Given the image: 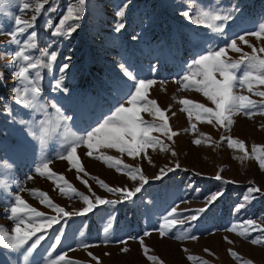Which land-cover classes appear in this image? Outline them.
<instances>
[{"label":"rangeland","instance_id":"374dc122","mask_svg":"<svg viewBox=\"0 0 264 264\" xmlns=\"http://www.w3.org/2000/svg\"><path fill=\"white\" fill-rule=\"evenodd\" d=\"M70 3L76 4L78 0H50L44 4L34 29L18 37L19 45L9 43V33L15 28L14 18L19 16L22 21H31L36 13L21 12L19 0L0 3V158L11 164L9 168L0 163V228L11 234L15 227L6 209L17 194L45 216H56L55 209L41 203L39 193H45L54 204L73 213L86 204L81 196L72 193L69 185L95 203V196L121 199L119 194L101 187L96 178L109 186L131 190L141 184L139 173L135 180L131 178V173L140 168L148 182L133 202L100 205L85 215L65 217L46 232L37 233V236L44 234L45 239L31 254L24 252L21 256L23 250L0 245V264H47V252L51 251L50 245L61 230V243L52 258L65 255L78 264H264V244L251 242L257 236L264 238V233L259 229L251 230L245 223L251 219L264 227V195L247 192L251 186H259L264 191V169L257 159L264 154V106L261 105L264 97L255 94L264 91V84L254 83L253 91H249L246 85L241 87L237 83L234 92L248 96L257 106L251 109L254 113L251 117L244 111L234 112L233 123L225 126L203 113L198 116L196 111L191 114L185 111L195 103L212 109L215 105L197 87H184L187 82L183 81L186 73L194 75L196 71H190L188 65L198 54L206 55L211 49L226 48L230 61H238L243 53L251 54L254 48L257 55L264 57V52H259L264 48V35L257 38L245 34L259 30L258 24L264 18V0H131L122 20L125 27L118 33L114 31L116 12L123 0H86L79 28L71 38L53 37L52 32ZM232 6H236L234 19L228 22L223 35L193 22L201 10L223 14ZM183 11H189L193 19L183 16ZM49 20L51 24L47 23ZM32 31L37 35L29 43L36 47L26 48L24 41ZM239 35H245L248 43L240 41ZM233 39L242 51L227 47ZM53 40L56 43L51 50H57L58 57L51 68L39 69L42 80L38 86L42 91L37 97L38 106L22 105L15 96H25L23 87L29 85L21 82L19 91L14 92L17 87L14 72L26 62L22 58L13 61L12 54L25 48V54L32 56L33 62L36 59L47 62L42 50ZM65 62L70 67L63 85L70 91L53 92L54 78L60 77L59 67ZM121 65L138 79L154 81L147 92L148 99L155 100L165 111L169 127L177 135L168 140L162 132L153 130L152 135L159 137L168 150L157 145L155 149H146V155L141 153L135 157L103 145L94 146L90 157L87 146L79 144L75 158L84 171L78 172L76 166L60 158L67 155L71 141L84 135V129L90 130L89 125L95 127L93 121L103 122L118 103L131 107L125 93L133 81L132 77L124 75ZM245 70L246 66L241 65L234 72L241 77ZM195 79L202 77L195 75ZM217 79H220L218 74ZM25 98L31 99V94ZM184 100L189 104L185 105ZM52 103L57 104L59 112L51 107ZM140 115L150 124L160 122L151 113L141 112ZM63 116L72 119L65 122ZM42 127L51 129L43 145L39 140ZM228 138L243 142L244 147L235 143L230 146ZM197 139L201 141L199 145L194 143ZM106 156L113 160L105 162ZM116 160L122 162L119 168L111 166ZM42 161H47L48 168L56 176H63L64 181L37 173L35 168ZM168 168L173 171L162 179H155L161 169L167 171ZM217 172L224 181L234 182L216 180ZM82 180L87 181V186ZM61 185L67 195L61 192ZM218 190L224 194L209 206L207 198ZM246 195L249 201H244ZM242 202L246 207L237 213L234 209ZM172 207H176L179 214L170 219L178 222L161 236L158 226ZM200 208L209 210L196 221L189 220L188 217L196 213L188 210ZM234 224L236 231H230ZM105 228H108L107 233ZM245 228L248 231L241 235ZM145 231L151 234L144 236ZM193 235L197 239H191ZM140 237L148 249L147 254ZM35 238L24 247L30 246ZM85 244L88 247H83ZM122 248L128 250L125 252ZM229 249L239 259L233 257ZM149 255L158 259L149 260ZM42 256L45 259L42 260Z\"/></svg>","mask_w":264,"mask_h":264},{"label":"snow or ice","instance_id":"6c2138e0","mask_svg":"<svg viewBox=\"0 0 264 264\" xmlns=\"http://www.w3.org/2000/svg\"><path fill=\"white\" fill-rule=\"evenodd\" d=\"M50 0H19V7L21 12L25 10H32L36 13L31 18V21L21 20L19 16H16L15 19V28L12 32L9 33L11 39L9 43L20 44V40L18 37L22 36L24 33L28 32V29H34L35 21L38 18V15L43 9L44 4L49 3ZM0 3H4V0H0ZM86 0H78L76 4H69L66 9V13L59 20L58 25L55 26L54 31L52 32L53 37H63L64 39H70L72 33H74L79 28V21L82 19V14L84 11ZM131 0H123L121 6H119L116 17L117 21L115 23L114 31L120 32L121 29L125 27L122 22L126 10L128 9ZM53 9H49L52 11ZM236 11V6H232L229 10L224 11L223 14L217 11L211 10H201L197 13L195 19L190 15L189 11H183L181 14L188 19H193V22L198 25L205 27L211 30L215 34L223 35L226 27H228V22L234 19L233 13ZM51 24L49 20L47 22ZM258 31L246 32V35L256 36L260 38L264 35V18H262V22L258 24ZM2 31V30H0ZM36 32L32 31L28 34L27 39L24 41V45L26 48H35V44H30L29 41H32L36 37ZM209 39H213L214 37H208ZM238 39L243 41L244 43H248L245 39V35H239ZM56 41L53 40L49 43L42 51L43 56L47 58V62L44 59H36L33 62V57L25 54V48H20L12 54V60L18 61L20 58L24 62H26L25 66H20L14 72V78L17 80V87L14 88V92H18L21 86V82H26L27 85L23 87V93L25 96L27 94H31V99L25 98V96L16 95L15 99L21 103L22 105H27L31 108H36L37 97L41 94V87H39V83L42 80L41 68H51L54 62L57 60L58 51L51 50L53 44ZM233 51H242L238 48L237 40L233 39L230 44L227 46ZM259 52H264V48H260ZM70 60V58H66V61ZM241 65H245L246 69L243 72L241 77H237L234 70L239 68ZM70 64L68 62L63 63L62 66L59 67V72L61 73L60 77L54 78V84L52 91L53 92H61V93H69V89L63 85L64 75L66 70H68ZM124 69V75L132 77L133 83L128 85V91L125 95L128 97L127 104L131 107H125L124 103H118V106L114 107V110L110 109L111 114L107 115L106 118H103V122L99 120L93 121L96 125L95 127L89 125L90 130L88 128L84 129V135L77 137L75 140L71 141L68 145L66 151V156H61L62 159H67L73 166L77 167L78 172H83L84 169L79 167V160L76 159L77 146L79 144H85L89 151L87 152L88 156H92V149L94 146L103 145L107 148L118 149L121 153H127L130 157L139 156L141 153H145L146 149L153 148L157 145H160L162 150H168L167 146L163 144V141L160 140L159 137L153 136V130L160 131L164 135L167 136L168 140H172V138L177 135L176 132L171 131L168 123V119L165 115V111L161 110L160 107L157 106V102L155 100H149L147 96V92L149 87L154 84V81L151 79H138L136 78L130 71H127L124 65L120 66ZM188 69L191 71L195 69V74L190 75L188 73L183 77V81L187 83L184 84V87H189L190 85L193 87H197L199 91L203 92V94L215 105V109L205 107L203 104L195 103L192 108H187L185 111H188L191 114L192 111H196L199 116L203 113L205 116L211 117L215 119L221 125H230L233 123L232 115L234 112L244 111L245 115L251 117L254 113L251 109L257 106V102L250 99L248 96L239 95L234 92V88L237 86V83L241 87L247 86L249 91H253L254 83L264 84V57L257 55V50L254 48L251 54L243 53L238 61H230L227 56V49L224 47H220L219 50L211 49L207 51L206 55L198 54V58L194 59L191 64L188 65ZM31 73V75H30ZM217 74L220 79H217ZM195 75H199L202 77L200 80L195 79ZM134 88V91L131 89ZM255 94L264 97V91H258ZM185 105L189 104L188 100L182 101ZM261 105L264 106V101L261 102ZM52 108L56 109L59 112V108L56 103H52ZM262 111H264V107H262ZM141 112L151 113V115L155 118H159V124L149 123L145 121L140 115ZM72 119L71 117L63 116V120L66 122L67 120ZM211 119L209 123H211ZM227 122V123H225ZM51 134V129L48 127H42L40 130L39 140L43 145L46 142L47 137ZM229 145L232 146L233 143L237 144L239 147L243 148V142L241 141H233L231 138H228ZM195 144L199 145L201 141L199 139L194 141ZM255 147L253 148V152H255ZM175 155V153H172ZM258 163L261 169H264V154H261L257 157ZM105 162L112 161L113 158L110 156L104 157ZM150 160V158H149ZM0 163L7 164L10 168L11 164H8L7 161H4L0 158ZM122 164L121 161L116 160L114 165L119 168ZM124 167H128L124 165ZM176 167H179L177 163ZM43 169V170H42ZM35 171L39 173L41 176L47 175L49 178L55 177L59 181H64L63 176H56L48 168V162L42 161L40 164H37ZM173 171L172 168H168L167 171L165 169L160 170V174L155 177V179H162L164 175H167V172ZM139 173V180L141 181L140 186L135 187L134 189H127L121 187H112L109 186L102 180L97 179V182L101 187L106 189L110 193H117L120 195L121 199L119 200H109L106 198H101L99 196H95V203L90 202V198L87 195L82 193H77V190L69 185L68 187L71 189L72 193H76L81 196L82 200L86 204L84 208H82L79 212L69 213L63 207L54 204L45 193H39L41 197V203L46 204L49 208L55 209L57 215L56 216H45L43 213L37 211L34 208H31L20 195L14 196V202L10 203L9 207L6 209L7 212L10 213L9 219L13 220L15 223V227L12 229L11 234L9 232L0 228V245H5L7 249L12 250H23L21 251V256L24 252L28 254L33 253L34 250L38 248L41 244V241L45 239V235L41 234L37 236V233L46 232L48 228L52 225L60 223L61 220L65 217H71L72 215H85L90 211H93L96 207L100 205H116L124 202H133L134 197L137 193H140L142 187L145 183L148 182V178L142 173L140 168H136L134 172L131 173V178L135 180L137 178L136 174ZM87 175V174H86ZM32 177H29L31 179ZM78 178H80L78 176ZM216 180H220L223 183H233L234 181H224L220 172H217L215 175ZM83 183L87 186V181L82 180ZM66 183V182H65ZM199 191V189H197ZM61 192L65 195L68 193L65 192L64 187L61 185ZM249 194L259 193L264 195V191L261 190L259 186H251L247 189ZM34 195L35 190H33ZM223 191H216L211 194L207 198L208 205H212L219 197L223 195ZM254 198V197H253ZM244 201H249V196H244ZM246 207L245 203H240L236 206L234 211L237 213ZM208 208H200V209H192L188 210L190 212H195L196 214L190 215L188 217L191 221H196L198 217L204 214ZM23 214V215H22ZM176 207H172L168 212V215L163 218L162 223L158 226V231L161 236H164L170 231L173 226L178 222L176 220L170 219L173 215H178ZM27 221V222H26ZM179 223H183V221H179ZM247 226L251 227V230H257L261 233H264V227L257 225L253 220L249 219L246 222ZM23 226V227H22ZM237 225H232L229 229L230 231H236ZM105 233L108 232V228L104 229ZM248 231V228H245L240 234L245 235ZM151 233L148 231L144 232V236H149ZM33 237H36L34 242L30 244L27 248L25 245H28V242L32 240ZM62 238V230L60 234H57L54 238V243L50 245V252H47V264H78V262L66 259L65 255H56L55 258H52V253L55 252L59 244L61 243ZM130 239H136V237H130ZM191 239H197L196 236H191ZM225 240H228L225 237ZM140 244L144 249L145 254H147L148 249L144 246L143 237L139 238ZM231 243V241H228ZM253 244H264V238L261 236H257L251 241ZM121 243H127V241H121ZM83 247H88V245H83ZM122 251H127V248H122ZM47 251V250H46ZM205 251H208L205 249ZM230 254L233 257L239 259L237 254L229 249ZM89 256L92 253H88ZM41 259H45L44 256ZM149 260H157L156 256H148ZM189 259H192L190 256ZM162 264V262H161ZM207 264V262H205ZM247 264H251V262H247Z\"/></svg>","mask_w":264,"mask_h":264}]
</instances>
